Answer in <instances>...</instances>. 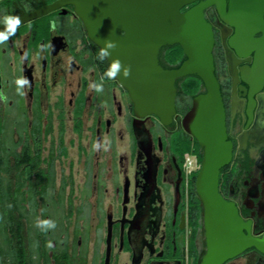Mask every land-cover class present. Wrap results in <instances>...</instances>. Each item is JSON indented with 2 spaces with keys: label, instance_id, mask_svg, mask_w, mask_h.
<instances>
[{
  "label": "flooded vegetation",
  "instance_id": "af4514ba",
  "mask_svg": "<svg viewBox=\"0 0 264 264\" xmlns=\"http://www.w3.org/2000/svg\"><path fill=\"white\" fill-rule=\"evenodd\" d=\"M227 7L226 0L224 15L213 3L203 8L231 143L217 187L248 232L259 236L264 232V0L260 18L246 26L229 22ZM5 16H19L22 23L0 45V92L7 97L0 101V221L7 210L3 194L10 189V207L17 214L20 203L25 212L27 264H190L183 161L174 150L183 129L180 116L190 106L175 117L184 100L179 85L188 74L174 80L171 122L162 124L154 115L137 118L115 79L103 80L102 93L89 88L101 82L107 68L72 3L0 0V30ZM174 54V43L163 44L157 61L177 67L185 55L174 59ZM21 76L30 81L25 96L16 93L14 81ZM203 90L202 85L197 93ZM49 197L56 212L52 219L41 209ZM45 220L55 228L37 226ZM199 222L196 264L205 248L201 213ZM0 264L15 261L3 262L0 251ZM222 264H264V252L248 246Z\"/></svg>",
  "mask_w": 264,
  "mask_h": 264
},
{
  "label": "water",
  "instance_id": "95a60500",
  "mask_svg": "<svg viewBox=\"0 0 264 264\" xmlns=\"http://www.w3.org/2000/svg\"><path fill=\"white\" fill-rule=\"evenodd\" d=\"M74 6L88 37L99 47L115 41L117 47L106 59L118 58L130 66L131 74L115 80L129 96L134 116L154 115L162 124L175 115L174 80L195 74L204 90L192 96L190 106L180 116V124L201 147L194 191L201 206L205 248L198 264H222L248 246L264 252V232L252 235L233 202L218 191V173L231 156L226 138L224 109L219 83L214 73L210 23L203 8L215 4L225 12L226 0H201L181 10L192 0H62ZM229 22L250 25L260 18L263 0H227ZM177 43L185 58L174 68L157 61L158 48Z\"/></svg>",
  "mask_w": 264,
  "mask_h": 264
},
{
  "label": "trees",
  "instance_id": "16d2710c",
  "mask_svg": "<svg viewBox=\"0 0 264 264\" xmlns=\"http://www.w3.org/2000/svg\"><path fill=\"white\" fill-rule=\"evenodd\" d=\"M174 47V59L183 56L181 47L177 43H174ZM99 51L100 49L98 48V53ZM103 62L108 69L107 62L105 60ZM179 87L180 91H178V94L181 95L184 100L177 105V114L175 116L177 119L180 116L179 114L189 106L192 96L200 90L202 87V82L195 74H188L180 83ZM174 150H178L181 162L183 161L184 153L186 152L195 154L197 161L200 162L201 151L197 141L194 138H190L189 134L183 129H180L177 132L176 146H174ZM196 171L197 170L191 173L187 186H185L184 183H182L181 186L182 197L187 195L182 205H185V203L187 204L188 225L191 227L189 246L194 254V258L190 264H196L194 239L200 225L199 218L201 213V206L194 191V178ZM17 191L20 193L19 189H17ZM10 196L11 192L10 189H8L7 195L4 196L3 194V197H5L4 199H6V201H1L2 206L4 207L5 204L7 208V210L3 212L1 216V229L2 233L4 234L5 241V247L1 248V252L4 256L3 258H5L3 262H6L7 260H13L15 261V264H27L30 240L27 234L25 212L23 206L18 203L17 214L14 213V210L10 207L8 200ZM44 242L45 237L42 236L41 243L43 244Z\"/></svg>",
  "mask_w": 264,
  "mask_h": 264
},
{
  "label": "clouds",
  "instance_id": "9594fccd",
  "mask_svg": "<svg viewBox=\"0 0 264 264\" xmlns=\"http://www.w3.org/2000/svg\"><path fill=\"white\" fill-rule=\"evenodd\" d=\"M22 21L19 16H5L4 17V29L0 30V45L6 44L9 39L16 34V31L20 27ZM53 26H55V22H53ZM44 45L41 46L43 49ZM117 47L115 41L112 40H105L104 41V47L100 48L98 59L100 61H104L108 59L111 55L110 50H114ZM24 58H27V53L24 54ZM123 75L124 78H127L131 74V68L130 66H125L122 64V62L116 58L111 60L109 68L104 73V75L101 77V82L96 83L92 82L89 85V88L91 90H94L96 93H102L104 90L103 80L107 78L108 80H114L118 76ZM14 83L16 84V93L19 96H25L26 93L24 91L25 87H30V81L27 77L21 76L17 78ZM0 101L7 102V97L0 92ZM100 147L99 142L93 145L94 149H98ZM106 150V149H105ZM37 226H43L45 230L47 228H55V222L50 220L45 221H37ZM51 243H49V247H51Z\"/></svg>",
  "mask_w": 264,
  "mask_h": 264
},
{
  "label": "built area",
  "instance_id": "2783aa9c",
  "mask_svg": "<svg viewBox=\"0 0 264 264\" xmlns=\"http://www.w3.org/2000/svg\"><path fill=\"white\" fill-rule=\"evenodd\" d=\"M182 166L184 170V184L187 186L191 173L199 167V162L197 161L195 154L186 152L184 154Z\"/></svg>",
  "mask_w": 264,
  "mask_h": 264
},
{
  "label": "rangeland",
  "instance_id": "374dc122",
  "mask_svg": "<svg viewBox=\"0 0 264 264\" xmlns=\"http://www.w3.org/2000/svg\"><path fill=\"white\" fill-rule=\"evenodd\" d=\"M41 209L43 211V213H47L48 215H50L49 217L52 219L55 215H56V212H55V207L54 205L52 204V201H50V197H49V201L42 205L41 206ZM1 221H0V248H4L5 247V241H4V234L2 233V229H1ZM1 251V249H0ZM3 254L1 252V260L4 261L5 258H3ZM46 260V259H45Z\"/></svg>",
  "mask_w": 264,
  "mask_h": 264
}]
</instances>
